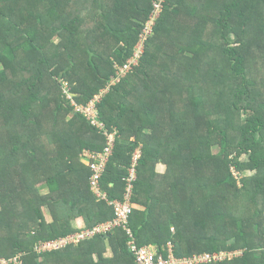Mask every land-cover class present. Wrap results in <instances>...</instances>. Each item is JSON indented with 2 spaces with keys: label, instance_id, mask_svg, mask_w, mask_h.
<instances>
[{
  "label": "trees",
  "instance_id": "obj_1",
  "mask_svg": "<svg viewBox=\"0 0 264 264\" xmlns=\"http://www.w3.org/2000/svg\"><path fill=\"white\" fill-rule=\"evenodd\" d=\"M153 1L0 0V263L135 264L123 230L34 252L77 233V216L86 229L115 218L83 158L107 138L73 106L104 92L98 121L117 134L100 182L110 202L124 201L140 151L136 246L264 264V0H165L138 66L112 85Z\"/></svg>",
  "mask_w": 264,
  "mask_h": 264
},
{
  "label": "built area",
  "instance_id": "obj_2",
  "mask_svg": "<svg viewBox=\"0 0 264 264\" xmlns=\"http://www.w3.org/2000/svg\"><path fill=\"white\" fill-rule=\"evenodd\" d=\"M165 0H155L152 3V12L150 13V17L146 25L144 26L141 34L139 36V40L137 46L135 47L138 60L133 61L136 58V54L131 55L129 61L124 64L123 67H116V78L112 85L118 84L127 74L133 71V68L138 66V62L142 56L143 45L146 42L147 38L152 35V29L154 27L155 21L159 18V15L162 11V5ZM134 49V50H135ZM105 93L103 92L101 96L97 97L95 101L91 103L89 107L77 106L73 103V106L76 109V112L84 115L88 121L91 122L92 126L97 128L99 132L104 134L107 138V147L102 153H90L84 152L83 158L86 166L90 169L92 177L90 179V188L91 192L99 201H105L108 203L110 207L113 208L115 212V218L107 223H103L95 226L93 229L83 228L79 230L77 233L68 235L64 238H60L54 241L43 242L35 246L34 252L38 256H43L45 254L53 253L61 251L67 247H78L81 244L87 243L97 237L108 236L115 232L116 230H123L127 239V247L129 252L133 255L135 259V264H217L222 263L225 260H230L239 256V253L227 254V253H219V254H208L204 253L201 255H193L188 258H175L172 254V246L170 244L167 245L166 256L159 254L154 251L151 247H137L134 237L132 235L131 230L129 229V217L132 213L133 207L130 204L132 183L136 179L135 168L140 158V151L137 150L132 157V165L130 170L128 171V177L125 180L126 182V194L124 195L123 202H110L107 199L106 194L102 191L100 182L103 175L106 172L107 165L111 156L113 155V149L115 146V134H108L105 126L98 121V115L96 114L95 105L100 102L101 97H103ZM69 99H72V95L69 93ZM95 111V112H94ZM14 264H20L18 260L13 261ZM0 264H10L6 261H1Z\"/></svg>",
  "mask_w": 264,
  "mask_h": 264
},
{
  "label": "rangeland",
  "instance_id": "obj_3",
  "mask_svg": "<svg viewBox=\"0 0 264 264\" xmlns=\"http://www.w3.org/2000/svg\"><path fill=\"white\" fill-rule=\"evenodd\" d=\"M133 54H136V58H134V55ZM132 55H133V61H137L138 60V54H137V51H136V49L135 50H133V53H132ZM129 61V60H128ZM127 61V62H128ZM126 62V63H127ZM109 89H110V86H108L107 88H106V90H108L109 91ZM70 89L67 87V85H65V87H64V94L65 95H68L69 94V91ZM225 152V149H224V147H223V144L221 145V146H216V147H214L213 149H212V153L214 154V155H223V153ZM159 171L160 170H162V169H158ZM46 190H45V187H41L40 188V193H44ZM47 216V215H46ZM47 218L49 219V217L47 216Z\"/></svg>",
  "mask_w": 264,
  "mask_h": 264
},
{
  "label": "crops",
  "instance_id": "obj_4",
  "mask_svg": "<svg viewBox=\"0 0 264 264\" xmlns=\"http://www.w3.org/2000/svg\"><path fill=\"white\" fill-rule=\"evenodd\" d=\"M158 169H162V170H158ZM165 171V168L161 165H157L156 166V173L157 174H163ZM43 194H46V192H44ZM135 209H137V207H134ZM46 215V214H45ZM48 216V215H47ZM46 216V219L48 222H50V218L48 219ZM49 217V216H48ZM73 226L79 231L83 228H85V225H84V222H83V219L79 216H77L73 222ZM193 256V255H192ZM106 257H112V254H111V251H108L107 254H106ZM188 258V257H187Z\"/></svg>",
  "mask_w": 264,
  "mask_h": 264
}]
</instances>
